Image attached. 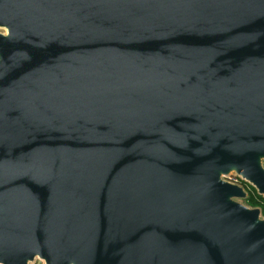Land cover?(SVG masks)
Here are the masks:
<instances>
[{"label": "water", "instance_id": "95a60500", "mask_svg": "<svg viewBox=\"0 0 264 264\" xmlns=\"http://www.w3.org/2000/svg\"><path fill=\"white\" fill-rule=\"evenodd\" d=\"M0 264H264V0H0Z\"/></svg>", "mask_w": 264, "mask_h": 264}, {"label": "rangeland", "instance_id": "374dc122", "mask_svg": "<svg viewBox=\"0 0 264 264\" xmlns=\"http://www.w3.org/2000/svg\"><path fill=\"white\" fill-rule=\"evenodd\" d=\"M0 32L7 33V30L2 28V27H0ZM262 164L264 166V158L262 159ZM223 179H225V180H227L229 182L241 185L245 189V191L247 192V195L249 193L248 190L251 188V186H254L252 183H250L249 181L245 180L241 175H239L236 170H232L230 173H228L226 175H223ZM234 199L239 201V202H241L242 204L246 205V203H245L243 198H234ZM248 207H250V206H248ZM250 208H252V207H250ZM260 217L262 219H264V215H263L262 212H261ZM29 264H45V260L37 257L32 262H30Z\"/></svg>", "mask_w": 264, "mask_h": 264}, {"label": "trees", "instance_id": "16d2710c", "mask_svg": "<svg viewBox=\"0 0 264 264\" xmlns=\"http://www.w3.org/2000/svg\"><path fill=\"white\" fill-rule=\"evenodd\" d=\"M248 196L244 198V201L246 205L250 207H259L261 209V212L264 215V197L261 195L258 190L251 186V188L248 190Z\"/></svg>", "mask_w": 264, "mask_h": 264}]
</instances>
